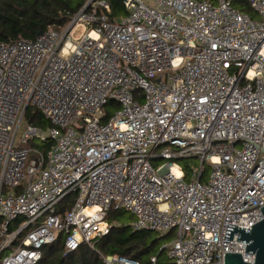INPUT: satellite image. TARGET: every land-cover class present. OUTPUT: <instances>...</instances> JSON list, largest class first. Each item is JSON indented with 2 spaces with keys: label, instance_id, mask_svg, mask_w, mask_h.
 <instances>
[{
  "label": "built area",
  "instance_id": "built-area-1",
  "mask_svg": "<svg viewBox=\"0 0 264 264\" xmlns=\"http://www.w3.org/2000/svg\"><path fill=\"white\" fill-rule=\"evenodd\" d=\"M247 1L259 18L231 0H123L113 22L107 0H88L35 40L0 42V264H37L60 234L67 252L95 249L120 225L113 208L133 230L172 233L176 264L255 260L239 231L224 241L228 224L264 217V0ZM29 104L52 127L18 139ZM31 138L54 144L45 156ZM182 158L200 161L188 179Z\"/></svg>",
  "mask_w": 264,
  "mask_h": 264
},
{
  "label": "trees",
  "instance_id": "trees-1",
  "mask_svg": "<svg viewBox=\"0 0 264 264\" xmlns=\"http://www.w3.org/2000/svg\"><path fill=\"white\" fill-rule=\"evenodd\" d=\"M208 1L217 2V0ZM87 2L88 0H0V42H12L20 38L35 40L40 31L44 32L50 27L66 25ZM107 2L110 5V12L107 13L110 21H119L128 14L123 0H107ZM231 3L234 8L251 17L256 16V11L247 0H231ZM88 9H91V6ZM103 12L105 10L99 7L98 13ZM24 117L29 124L40 129L47 130L52 127V123L42 112L30 104L26 108ZM30 141L35 143L34 138ZM35 144L46 156L54 141L46 139L40 144ZM179 161L188 179L192 166L196 164L195 159L182 158ZM120 214L122 215V212ZM121 215H115L120 225L100 237L95 244V249L84 243L75 251L65 252L64 235L60 234L55 242L42 248L43 256L37 264H91L92 262L102 264V254L133 257L139 260L140 264H150L152 256L159 259L165 252V248L158 254L155 253L159 238L153 236L154 232L133 230L130 224L121 221Z\"/></svg>",
  "mask_w": 264,
  "mask_h": 264
},
{
  "label": "rangeland",
  "instance_id": "rangeland-1",
  "mask_svg": "<svg viewBox=\"0 0 264 264\" xmlns=\"http://www.w3.org/2000/svg\"><path fill=\"white\" fill-rule=\"evenodd\" d=\"M255 18H259V15H258L257 12H256ZM118 107H119V105H118L117 102H114L113 101V102L108 103L105 106L106 117L104 118L103 122L107 121L108 118L111 115H113L114 111ZM28 125H30V124L28 123L27 118L26 117H23V120H22L21 125H20V128H19V133H18V136H17L18 139L24 133V131L26 130V128H27ZM34 139H35V141H34L35 143L40 144L42 142L41 139H37V138H34ZM35 143L29 141L28 145H26V146L27 147H30V148H34V149H39L38 145H36ZM160 150H161V148H159L156 152L158 153ZM166 161L167 160L166 159H163V158L153 159V163H154L155 167H158L160 164H162V163H164ZM195 162L200 165V161L198 159H195ZM210 172H211L210 165L208 167V163H205V165H204V175H203V178H202L203 181L208 178V176L210 175ZM27 182H28V179L26 177L22 181V183H21V188L22 187H25L26 184H27ZM73 197H74V195L67 196L66 198H64L59 203L58 207L63 208V207L69 206V201L72 202ZM121 212H122V215L120 214ZM119 214L121 215V217H120L121 221L123 223H125V224H130V223H132L134 221V217H132V215L129 212H127V211H118V210H115L114 208L109 212V217L112 218V219L118 220V218L116 216H120ZM23 220H24V218L21 217L18 220L14 221L12 223V227L13 228L18 227ZM153 236L159 238L158 241H157L156 250H155V253L156 254H158V252L162 249V247L167 246L174 239V235L172 233L161 235L158 232H154ZM66 251L67 250H65V252ZM158 263L159 264H176L175 261H174V259H172V258H170L168 256V253H167V249L166 248H165V252H163L162 255L159 257Z\"/></svg>",
  "mask_w": 264,
  "mask_h": 264
},
{
  "label": "water",
  "instance_id": "water-1",
  "mask_svg": "<svg viewBox=\"0 0 264 264\" xmlns=\"http://www.w3.org/2000/svg\"><path fill=\"white\" fill-rule=\"evenodd\" d=\"M42 33L43 31H40L38 35ZM261 209L264 215V206ZM250 229L247 227H240L238 229L237 225L228 224L224 241H229L233 238V233L237 234V231H239L237 240L247 242L246 251L253 252L255 260L253 262H246L241 253L227 252L224 256V264H264V217L261 221L253 224Z\"/></svg>",
  "mask_w": 264,
  "mask_h": 264
}]
</instances>
